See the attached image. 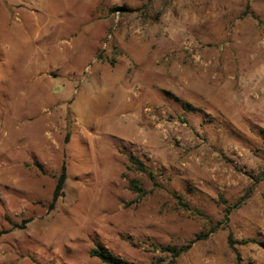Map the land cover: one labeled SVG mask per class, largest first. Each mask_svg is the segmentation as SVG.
Wrapping results in <instances>:
<instances>
[{
  "label": "rangeland",
  "instance_id": "374dc122",
  "mask_svg": "<svg viewBox=\"0 0 264 264\" xmlns=\"http://www.w3.org/2000/svg\"><path fill=\"white\" fill-rule=\"evenodd\" d=\"M4 229L0 264H264V0H0Z\"/></svg>",
  "mask_w": 264,
  "mask_h": 264
},
{
  "label": "trees",
  "instance_id": "16d2710c",
  "mask_svg": "<svg viewBox=\"0 0 264 264\" xmlns=\"http://www.w3.org/2000/svg\"><path fill=\"white\" fill-rule=\"evenodd\" d=\"M129 162H130V166L132 168H134V170L141 172V173L147 172L145 165L139 159L134 158V157H130ZM37 166L41 167L40 165H37ZM66 179H67V169H66V166L63 164V166L61 167L60 173L57 177L56 184H55V187L53 190L52 199H51V202L49 205L50 211L55 209L56 203L64 195V188H65ZM130 185H131V188L134 189L136 192L143 193V190L141 189V187L139 186V184L136 181L130 182ZM178 200H179V204L182 207H184L186 210H193V211H196L197 213L200 214V212H198V210L193 209L188 203L184 202L181 197H178ZM30 221L31 220H25L22 223V225L14 224V228L23 229L26 226V224L29 223ZM217 229H218L217 227L212 226V228L210 229V231L208 233H206L204 235H196V240H193V241H197V240L207 238L209 236V234L215 232ZM10 231H11V229L10 230H5V229L1 230L0 231V237L9 233ZM228 241H229V245L233 248L236 242L233 240L232 234L229 235ZM251 242H256V240L248 239L242 243L247 244V243H251ZM186 249H187L186 247L159 246L160 251L169 253L171 255L172 259H171L169 264H176L177 260L181 257V255L186 252ZM90 255L92 257H96V258L100 259L105 264H129L127 261L114 256L107 248H105L104 246H102L100 244L97 245L96 248L90 252Z\"/></svg>",
  "mask_w": 264,
  "mask_h": 264
}]
</instances>
